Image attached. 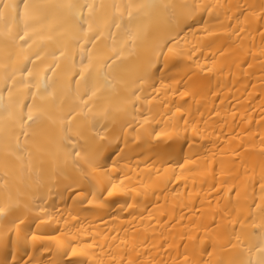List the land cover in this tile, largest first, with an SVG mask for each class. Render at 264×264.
<instances>
[{"label":"bare ground","instance_id":"6f19581e","mask_svg":"<svg viewBox=\"0 0 264 264\" xmlns=\"http://www.w3.org/2000/svg\"><path fill=\"white\" fill-rule=\"evenodd\" d=\"M0 264H264V0H0Z\"/></svg>","mask_w":264,"mask_h":264},{"label":"snow or ice","instance_id":"6c2138e0","mask_svg":"<svg viewBox=\"0 0 264 264\" xmlns=\"http://www.w3.org/2000/svg\"><path fill=\"white\" fill-rule=\"evenodd\" d=\"M4 211V209L0 208V213H2Z\"/></svg>","mask_w":264,"mask_h":264}]
</instances>
